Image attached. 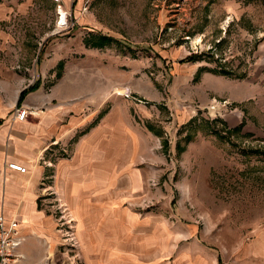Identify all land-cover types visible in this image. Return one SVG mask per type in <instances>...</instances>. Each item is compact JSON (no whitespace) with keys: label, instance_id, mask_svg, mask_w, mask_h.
<instances>
[{"label":"rangeland","instance_id":"obj_1","mask_svg":"<svg viewBox=\"0 0 264 264\" xmlns=\"http://www.w3.org/2000/svg\"><path fill=\"white\" fill-rule=\"evenodd\" d=\"M0 67L51 105L82 104L91 128L114 114L124 150L129 133L139 144L103 163L109 186L89 185L80 225L46 179L56 249L43 264H264V134L193 92L204 74L263 82V1L0 0Z\"/></svg>","mask_w":264,"mask_h":264},{"label":"crops","instance_id":"obj_2","mask_svg":"<svg viewBox=\"0 0 264 264\" xmlns=\"http://www.w3.org/2000/svg\"><path fill=\"white\" fill-rule=\"evenodd\" d=\"M202 77L193 90L200 107L220 100L234 110L242 109L249 122H245L241 132L255 137L264 134V80L248 84L227 77ZM27 87L13 72L0 67V216L15 219L24 239L17 251L22 259L16 264H43L44 254L56 249L53 221L44 211L49 207L47 196L54 194L57 208L66 206L65 212L80 225L81 213L90 202L89 185L96 189L109 186V171L103 163L107 164L108 158L138 156L139 144L134 133H129L131 144L124 150L117 138L124 127L114 114L104 115L91 128L90 114L77 117L82 104L75 108L63 103L51 105L36 88L26 90ZM23 91L26 93L19 101ZM16 108L26 110L22 121L15 118ZM228 123H232L231 127L238 124L233 118ZM249 123L254 129H249ZM76 133L80 137L74 141ZM59 148L66 149L71 157L61 158ZM13 163L23 167L25 173L10 171L8 165ZM47 178L52 179L55 192L50 186L43 187ZM81 180L85 182L73 183ZM93 180L95 183H91ZM79 225L76 230L82 228ZM39 241L49 249L46 251Z\"/></svg>","mask_w":264,"mask_h":264},{"label":"built area","instance_id":"obj_3","mask_svg":"<svg viewBox=\"0 0 264 264\" xmlns=\"http://www.w3.org/2000/svg\"><path fill=\"white\" fill-rule=\"evenodd\" d=\"M15 118L22 121L26 115V110L21 108L14 109ZM10 171H15L20 174L25 173V169L17 164L8 165ZM60 209V207L58 208ZM70 246L75 248V240L68 237ZM23 241L20 232L18 231V222L14 220H6L0 216V264H16L22 259V256L17 253L19 246Z\"/></svg>","mask_w":264,"mask_h":264},{"label":"trees","instance_id":"obj_4","mask_svg":"<svg viewBox=\"0 0 264 264\" xmlns=\"http://www.w3.org/2000/svg\"><path fill=\"white\" fill-rule=\"evenodd\" d=\"M250 1H254V0H250ZM256 1H260V2H264V0H256ZM107 41L105 38H103V37H99V39H98V41H97V43L96 44H94L93 46H99V44H100V42L101 41ZM195 57L196 56H193V57H189V59H187V62H193V61H196V60H194L195 59ZM215 73H216V71H214ZM217 74H221V75H226V76H229L230 75V73H228V72H225L224 70H219V72H217ZM32 90V89H34L33 87H31V88H28V89H26V90ZM26 93V91H23V92H21L20 94H19V101H21L23 98V95ZM241 129V127H237L236 128V130H234V132H236V131H239ZM187 140V142H189V139H186ZM182 151V148H179L178 146H177V152H181ZM264 153V152H263Z\"/></svg>","mask_w":264,"mask_h":264},{"label":"bare ground","instance_id":"obj_5","mask_svg":"<svg viewBox=\"0 0 264 264\" xmlns=\"http://www.w3.org/2000/svg\"><path fill=\"white\" fill-rule=\"evenodd\" d=\"M60 14H61V17L59 18V22H60L61 20L63 21V19H64L63 13L61 12ZM61 24H62V23H61Z\"/></svg>","mask_w":264,"mask_h":264}]
</instances>
